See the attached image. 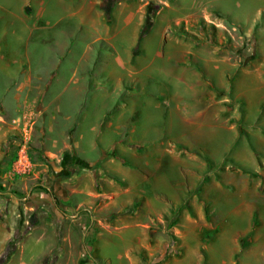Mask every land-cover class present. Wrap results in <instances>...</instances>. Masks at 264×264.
I'll return each instance as SVG.
<instances>
[{
    "label": "crops",
    "instance_id": "0c3cea01",
    "mask_svg": "<svg viewBox=\"0 0 264 264\" xmlns=\"http://www.w3.org/2000/svg\"><path fill=\"white\" fill-rule=\"evenodd\" d=\"M192 4L174 0L156 18ZM188 10L171 26L163 22L158 29L156 18L147 27L150 9L140 0H0V71L11 76L9 88L17 106L38 104L46 91L51 106L63 105L62 94L54 95L58 79L49 78L63 59L74 55L77 64L59 92L69 93L68 106L83 99L100 105L98 91L114 89L106 85L110 77L104 72L113 60L110 75L120 82L115 90L119 100L91 144L100 159L84 154L88 115L73 121L79 126L73 128L69 146L72 162L79 161L87 177L80 185L71 180V191L65 194L70 203H78L70 209L75 223L71 234L86 247L89 262L111 259L101 254L98 244L105 239L112 245L114 236L125 244L120 254L124 264H264V65L241 67L232 56L219 57L206 41L171 33L173 25L194 16L209 19L204 3ZM85 34L92 39L77 54L74 44ZM63 40L71 45L64 49ZM43 44L49 53L62 56L58 63L49 61ZM105 50L111 52L109 60ZM43 56V62L33 61ZM222 64L230 88L216 81ZM157 70L165 71L171 83L176 79L188 86L192 94L189 102L175 94L184 111L179 104L148 107L160 110L159 117L171 126L173 121L182 124L181 134L156 148L145 145L150 141L148 123L142 125L147 102L130 88L145 91L149 83L141 80L143 75ZM171 83L165 84L168 95ZM132 97L134 110L126 114ZM9 103L4 99L0 106ZM103 118L99 116L100 123ZM95 123L89 131L97 130ZM223 135L225 141L213 150L210 143ZM167 172L178 181L166 179ZM57 190L54 197L60 198Z\"/></svg>",
    "mask_w": 264,
    "mask_h": 264
},
{
    "label": "rangeland",
    "instance_id": "374dc122",
    "mask_svg": "<svg viewBox=\"0 0 264 264\" xmlns=\"http://www.w3.org/2000/svg\"><path fill=\"white\" fill-rule=\"evenodd\" d=\"M173 1L140 0L149 8L153 6L155 14H151V21H154L164 7H168L167 3L171 5ZM191 1L185 0L188 4L194 3ZM195 2L197 6L189 5L184 11L163 12L154 21L158 24V29L163 28L165 24L171 26L179 18L189 14L188 9H198L201 3H204L208 6L206 13L209 19L194 16L181 24L173 25L170 28L171 33L191 39L195 36L200 41H206L219 57L232 56L241 67L251 63L256 66L264 65V0H196ZM163 22L165 24H162ZM179 28L186 31L189 36L177 33ZM85 35L81 41L79 40V44H74V51L77 54L80 48L83 50L92 39L91 35ZM61 44L64 49L71 45L69 40ZM48 48L47 44H43V50L49 53ZM152 50L156 51L157 46ZM104 53L109 60L111 52L105 50ZM90 54L95 57L94 53ZM31 56H34L32 49ZM48 57L51 63L56 64L62 56L51 52ZM43 59L44 56L33 61L39 63V60L43 62ZM63 61L65 63L57 67L58 73L49 78V81L58 79L59 83L55 82L54 85V89L57 90L54 91V95L62 94L61 106L49 104V91L43 94L42 101L36 105L17 106L16 101L12 100L13 94L10 93L11 76L0 71V101L6 99L10 102L8 106H0V118H2L0 119V264H47L51 258L54 259V264H83L85 261L88 264H109L111 261L112 264H124L120 254L124 253L125 244L120 240L117 241L114 236L112 245L106 244L105 239L98 244L101 254L110 257L111 261L108 259L95 263L94 260L91 262L87 260L91 257L86 247H82L77 235L71 234V227L75 223L70 217V209L73 204L78 205V203H70L65 198V194L71 191V180H76L75 183L80 185L87 178L83 175L79 161L72 162L73 152L69 146L74 138L73 128L79 126L73 121H77L80 116L88 115L90 119L84 124L86 134L84 144L87 148L84 154L90 160L100 159L99 151L92 150L91 144L99 136V130L106 119L117 110L119 94L117 95L115 90L120 87V82L110 75L113 69V60H111L104 72L110 77L106 85H114V89L98 91L100 105L83 99L78 102L79 104L72 101L70 103L73 105L68 106L66 103L69 101L67 97L69 93L59 92V87L68 82L69 72L78 60L74 55ZM156 64L165 66L162 60H157ZM167 69L172 70L168 67ZM225 70L226 67L222 64L221 70L215 73L217 74L215 78L217 83L230 88L228 70ZM164 73L163 70H157L150 74V77L147 74L143 75L141 80L149 83L148 90L130 88L135 89L134 93L140 100L147 102V106L142 110L143 116L146 117L143 118L142 125L148 123L150 141L145 145H154L156 148L170 143L171 136L181 134L179 126L182 124L180 121H173L171 126L168 120L162 121L159 117L160 110L155 112L148 107L160 104L163 108L167 106L175 108L179 104L184 111L185 105L175 94L179 93L186 102H189L192 94L188 86L177 82L176 79L171 83ZM78 77L83 78L81 75ZM96 81L101 83L97 79ZM168 83L172 84L170 85L172 93L169 95L164 91L165 84ZM33 98L34 94H29V99L33 101ZM132 110H134L133 97L129 101L126 114H130ZM146 112L149 113L148 116ZM101 115L104 118L100 123L98 118ZM68 117L71 119L66 121ZM94 121L97 122L94 126L97 130L89 131V126ZM159 126H162V129H159ZM141 130L144 131L145 127ZM213 131L226 132L220 127H214ZM224 138L223 135L212 140L210 146L214 147L213 150L225 141ZM21 165L26 166L25 171L19 170L23 167ZM164 177L166 179L172 177L171 181H178L177 176L172 173L167 172ZM58 188L61 197L55 198L54 194L57 193Z\"/></svg>",
    "mask_w": 264,
    "mask_h": 264
},
{
    "label": "trees",
    "instance_id": "16d2710c",
    "mask_svg": "<svg viewBox=\"0 0 264 264\" xmlns=\"http://www.w3.org/2000/svg\"><path fill=\"white\" fill-rule=\"evenodd\" d=\"M150 12H149V16H148V20H147V27L149 28V26H151V14H153L155 11H154V9H153V6H150ZM107 13V16H108V18H110V13H109V11H107L106 12ZM177 33H179L180 35H188L189 36V34L186 32V31H183L181 28H179L178 30H177ZM194 39H196V40H198V38H196L195 36H192ZM41 189H43V188H41Z\"/></svg>",
    "mask_w": 264,
    "mask_h": 264
},
{
    "label": "built area",
    "instance_id": "2783aa9c",
    "mask_svg": "<svg viewBox=\"0 0 264 264\" xmlns=\"http://www.w3.org/2000/svg\"><path fill=\"white\" fill-rule=\"evenodd\" d=\"M154 9V8H153ZM155 13H153V15H154ZM151 23H152V21H151ZM21 166H23V167H20L19 168V170L20 171H25V169H26V166L25 165H21ZM47 264H54V259L53 258H51V260H48V263Z\"/></svg>",
    "mask_w": 264,
    "mask_h": 264
}]
</instances>
